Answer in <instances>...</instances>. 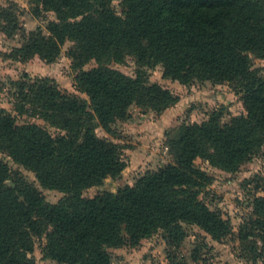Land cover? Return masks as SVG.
<instances>
[{"label":"trees","instance_id":"obj_1","mask_svg":"<svg viewBox=\"0 0 264 264\" xmlns=\"http://www.w3.org/2000/svg\"><path fill=\"white\" fill-rule=\"evenodd\" d=\"M34 2L36 16L47 10L56 18L48 34L30 31L10 56L53 62L73 41L75 86L88 98L63 91L51 77L26 75L17 82L14 110L0 108V153L33 171L42 186L65 193L52 203L0 161V264H37V239L44 256L59 263L111 264L110 247L137 245L160 230L175 247L187 236L185 224L218 240L230 235L231 221L202 197L211 176L196 160L235 172L264 145V74L253 62V55L264 58V0ZM13 15L0 10L1 21L14 23L3 25L10 34L18 27ZM128 58L138 65L135 75L111 66ZM92 60L96 66L83 68ZM158 64L165 77L183 83L229 82L243 93L246 113L223 121L214 110L202 122L183 124L168 140L173 161L133 185L86 197L87 188L119 177L127 165L123 145L98 136L96 121L110 129L134 103L160 112L179 99L150 80L146 67ZM25 113L59 131L21 121ZM239 237L264 243V196L255 197Z\"/></svg>","mask_w":264,"mask_h":264},{"label":"rangeland","instance_id":"obj_2","mask_svg":"<svg viewBox=\"0 0 264 264\" xmlns=\"http://www.w3.org/2000/svg\"><path fill=\"white\" fill-rule=\"evenodd\" d=\"M34 5V0H0V10L8 8L12 11L16 18L14 22L18 24L10 34L3 25L11 27L14 23L0 20V108L14 110L17 82L27 79L26 75L32 79L51 77L63 91L88 98L75 86L79 68L74 66L70 55L73 41L68 40L63 45L61 54L53 62L39 55L28 60L10 56L14 48L23 44L25 35L30 31L42 28L48 34L49 21L56 18L54 11L47 10L36 16ZM253 62L255 67L262 68L264 74V58L253 55ZM96 65L97 62L92 60L83 68ZM111 66L129 75H135L138 67L133 58H128L123 63L113 62ZM146 68L152 82L171 89L179 99L160 112L134 103L129 107L128 116L113 122L110 129L96 121L94 131L98 136L109 137L123 145V157L127 165L119 177H108L102 185L87 188L84 191L86 197L103 190L117 191L121 186L133 185L148 170H156L173 161L168 140L183 124L202 122L214 110L222 113L223 121L246 113L243 93L237 91L229 82L194 80L183 83L165 77L162 64ZM28 114L21 116V121L29 119L48 126L53 133L59 131L50 127L43 119ZM1 160L36 185L48 201L55 203L65 194L60 190L42 186L33 171L14 161L6 152L0 153ZM196 163L211 176V183L203 190L202 197L212 209L219 210L224 218L231 221L233 232L218 240L196 225L185 224L187 236L181 246L175 247L168 244L160 230L143 238L137 245L110 247L111 264H264V243L255 237L252 238L256 242L242 241L239 237L241 226L252 215L255 197L264 196V145L235 172L214 166L201 157L197 158ZM42 245V240L37 239L35 251L32 253L37 264H69L45 257Z\"/></svg>","mask_w":264,"mask_h":264}]
</instances>
